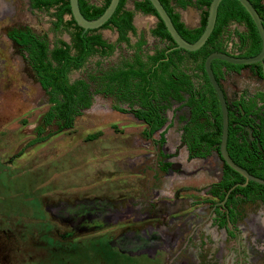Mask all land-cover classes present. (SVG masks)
I'll list each match as a JSON object with an SVG mask.
<instances>
[{"label":"flooded vegetation","instance_id":"flooded-vegetation-1","mask_svg":"<svg viewBox=\"0 0 264 264\" xmlns=\"http://www.w3.org/2000/svg\"><path fill=\"white\" fill-rule=\"evenodd\" d=\"M104 1L105 0H102L101 4H96L87 0L88 4L97 7L103 6ZM136 1L139 0H125L123 4V9L125 11L132 12L130 25L133 31H126L124 35L127 39L126 43L123 41L117 43L118 34L114 28L95 29L96 31L94 33L98 34L106 45L111 46L112 51L108 55L93 54L89 56L86 61L93 56L99 58L109 57L114 53L115 49L121 45L128 50L126 55L116 66L102 73L105 77H110L116 73L121 74L129 72L131 74H137L136 69H138L140 65L137 60L142 62L144 60L143 55H151L154 50L164 49L167 46L170 47L167 52L182 50L175 48L173 41L172 43L163 42L151 35V31L156 28L159 19L157 15L142 14L138 11H134L133 4ZM167 1L171 13L178 16V22L187 30H195L200 26V20L204 12L206 19L209 5L207 8H198L196 6L198 0H182L186 5L181 8L176 0ZM127 2L131 4V8L125 7ZM261 2L264 4L262 0ZM27 5L29 10L38 11L30 8L28 0ZM48 11H52L53 14L54 8ZM190 12L193 14L190 15V18H187L185 15H188ZM135 14L151 19L149 25H147L145 29L137 30L135 28L133 23ZM194 15L197 21L191 20ZM65 17L68 18L65 19ZM69 18L71 17L64 15L62 20L67 21ZM52 19L51 30L53 31L52 24L55 19L53 17ZM24 28L45 41L49 50L52 49L54 43L52 42L49 44L43 34L35 33L29 27ZM102 30H108L114 33L115 40L113 42L106 41L100 34ZM60 31L66 33L68 41L60 40L70 45V33H74L75 31L68 29V32L66 30L64 31L63 28H61ZM84 32L82 31V33ZM246 33V25L230 21L226 25L225 31L221 36V40L224 44V53L235 58H245L241 57V55L249 48L250 41L247 39L243 48L239 50L241 45L239 35H244ZM148 39L155 44L152 47V51L146 53L143 47L147 44ZM7 40L9 39L7 38ZM107 48L103 50L107 51ZM70 53H74L72 48L70 49ZM181 55H183L181 60L182 64L178 63V60L175 59L174 63L168 65V67L173 68L179 64L180 67L188 68V73H190V69H192L194 62L190 58L185 57L184 53ZM133 64L136 66L134 67ZM27 66L32 72L30 66L28 64ZM234 66H239V69L228 70L222 67L219 73L216 72L215 76L211 70L224 96L227 114L228 106L235 117V119L231 121L230 130L235 137L236 143L233 146L234 148L232 149L231 155L227 150L226 153L232 163L246 174L264 181L261 178V176L264 177V103L257 101L256 105L253 104L256 101L253 99V96L257 93L264 94V90L249 93L242 89L244 88L243 85H238L235 89L240 90L234 92L231 90L232 86L230 85V92L233 93L229 99L222 85V81L228 76L242 77L244 75V70L247 72V80L257 79L264 84V58L262 59V64L255 63L252 65ZM94 80V78L92 80L90 79V81L84 80L88 84L89 93V84H95ZM193 82L196 85L198 80L193 79ZM101 94L103 96L107 95ZM90 95L92 101L93 95L91 93ZM185 97L186 95H184V98ZM121 99L125 101L124 106H116L114 110L120 114H130L131 117L135 119L132 112L138 109V106L127 102L123 96ZM172 103H176L175 106L172 105ZM233 104L237 106V109L233 108ZM91 105L86 109H89ZM249 106L253 108L252 110L250 109V112H248ZM242 107H244L245 110L241 111L240 109H242ZM174 108H179V110L186 108V119H183L185 116L180 113L175 116L176 121L174 120L172 122L173 113L178 112L174 111ZM238 110L240 112L239 114H237ZM167 113H169L168 120L165 118ZM161 116L164 119V123L158 130L153 132L150 131V126L144 124L143 121L135 120L144 127L139 134V138L151 146V154L146 156V158H151L150 168L152 174L150 180L156 181L162 179L164 184V180L168 181L169 179V183L167 184L168 187L166 188V186H163L155 192L153 191L155 197L151 198L148 205H143L140 202L132 204L131 202H127L125 198H119L113 202L106 198H75L72 200L71 204H64L57 201V205L53 206V212L49 213L50 218L56 220L58 226L62 230L61 233H58V231L55 232L57 243L59 242L60 244L65 239L66 242L63 243L68 244L73 242L74 239L79 237L84 238L85 236H89V242H91L94 239V234L96 232H101L104 237L102 244L105 246L107 245L111 251L114 250L136 255L143 254L150 259V264H264V199L261 198V193L258 194L249 191V187L257 183L249 180L246 181L242 175L222 162L218 155L219 144L217 150H211L205 157L188 159L186 148L181 144L179 139L181 134L180 129L177 135V142H175L171 148L168 147L169 145L165 138L168 130L176 124L182 128L188 123L189 108L184 105L183 101H170L168 105H164ZM160 134L163 136V142L161 144L159 143ZM181 150L185 153L184 162L186 165H180L179 161H175V158H178ZM212 154L215 156L214 159L211 160L209 165H206L207 158H210ZM193 161L202 163V167L198 168V171L203 172L204 175L208 176L207 178L212 180L209 184H200L197 186L196 184L190 183V177L196 174L193 172L195 167L190 165ZM223 165H226L237 175L236 179L235 176H231L230 180L232 182H230L227 188H223L222 185L219 184L224 173ZM171 176L172 178L177 176V178L182 179V182H177L178 184L173 186L170 182L172 180L170 179ZM147 186L148 184H146V187ZM163 188H166V190H163ZM237 189L245 190L239 193L236 191ZM150 192L153 194L152 190ZM197 194H201L203 198L197 199L195 197ZM128 203L130 204L128 205ZM106 231L111 232L105 233ZM6 234L7 232L0 231V245L5 247V251L2 253L3 255L0 254V264H31L25 263V258L27 257L19 252L20 249L18 247L14 248V250L7 247L11 244L12 246L15 245L16 242L11 234L9 236ZM10 238H12L13 241H10ZM32 243L35 249L29 250L31 252H36L40 249V251L36 253H30L29 251L28 259H30V255L34 254L33 258L37 257L40 260L46 252L50 255L56 254L58 257L60 254H63L59 248L56 250L57 252H54L55 250L52 251L44 246L36 245L34 242ZM58 257H56L58 261L61 260Z\"/></svg>","mask_w":264,"mask_h":264},{"label":"rangeland","instance_id":"rangeland-1","mask_svg":"<svg viewBox=\"0 0 264 264\" xmlns=\"http://www.w3.org/2000/svg\"><path fill=\"white\" fill-rule=\"evenodd\" d=\"M90 1L96 4L102 2ZM125 7L131 8V4L127 2ZM51 14L52 11L29 10L27 0H0V231L14 237L15 245L7 247L12 250L18 247L19 252L27 257L25 263L150 264L146 255L111 251L102 244L104 237L101 232H96L91 242L89 236L79 237L68 244L63 243L65 239L60 244L55 239V232L61 233L62 230L49 213L53 212L57 201L71 204L75 198H106L111 202L125 198L132 204L140 202L148 205L156 190L168 187L169 179L164 180V184L162 179L150 180L151 158L146 156L151 154V146L139 138L144 127L130 114L116 112L114 107L124 106L125 101L112 94L103 96L98 81L89 84L93 95L91 107L82 110L73 119L70 129L49 136L56 128L52 124L44 125L42 121L48 108L47 96L29 70L22 52L7 40L6 34L13 29L29 27L33 32L43 34L49 44L56 39L68 41L65 32L51 30ZM191 20L197 21L195 15ZM149 22L148 17L134 15L133 23L137 30L145 29ZM100 34L106 41L115 40V34L108 30H102ZM154 44L148 39L144 52H151ZM127 52L121 45L109 57L93 56L81 69L69 72L68 80L90 81V78L116 66ZM243 74L239 78L228 76L222 81L229 99L233 93L230 92V85L234 92L240 90L235 89L238 85H243L242 89L249 93L264 90L262 82L247 80L246 70ZM174 111L172 122L180 113L186 119V108H174ZM165 118L168 120L169 113ZM180 129L176 124L166 133L169 148L177 142ZM46 136L49 137L37 142ZM35 140L37 143H34ZM184 155L181 150L175 161L186 165ZM214 157L212 154L207 158L206 165ZM201 164L199 161L190 163L195 167L193 172L196 174L189 180L197 186L212 181L198 171ZM172 176L170 182L173 186L182 182V179ZM201 194L195 197L203 198ZM32 242L54 252L59 248L63 254L58 257L46 252L40 260L33 258L32 254L28 259L29 251L35 249ZM0 246L2 254L5 247Z\"/></svg>","mask_w":264,"mask_h":264},{"label":"trees","instance_id":"trees-1","mask_svg":"<svg viewBox=\"0 0 264 264\" xmlns=\"http://www.w3.org/2000/svg\"><path fill=\"white\" fill-rule=\"evenodd\" d=\"M28 1L30 8L34 10L48 11L54 8V12L51 14L55 19L52 24L53 32H58L61 28L64 31H68V29L75 31L70 33V45L65 44L60 39H56L50 50L47 48L45 41L25 28L13 29L6 34L7 38L20 49L40 88L47 95L48 108L42 117V121L44 125L52 124L56 128L54 133L49 135L52 136L63 130L70 129L73 119L80 115L82 109L88 108L92 102L88 84L84 80L69 82L67 78L69 72L81 68L86 59L93 54H110L112 47L106 45L100 36L94 33L96 30H87L82 33V30L75 25L71 18L67 21L62 20L64 15L70 16L68 0ZM159 1L180 37L188 43L194 42L204 27L205 12L200 20V26L195 30H187L178 22V16L171 13V9L168 8V1ZM176 1L181 8L185 7L186 4L182 0ZM210 1L198 0L196 6L198 8H207ZM108 2L109 0H105L103 6L97 7L88 4L87 0H77L79 11L87 20L97 18L108 5ZM124 2L125 0L118 1L111 17L100 27V29L114 28L118 34L117 43L120 41L126 43L127 39L124 37L126 31H133L130 25L132 12L123 9ZM248 2L262 20L264 29V4H262L261 0H248ZM133 8L134 11L142 14L156 16L155 11L147 0L134 2ZM230 21L243 23L247 28L246 34L239 35L241 44L239 50L243 48L247 39L250 41V46L246 52L242 53L241 57L255 56L259 52L260 41L249 16L237 1L222 0L217 8L213 29L200 49L192 53L183 50L167 52L170 49L167 46L164 49L154 50L151 55L144 54L142 62L137 60L140 64L138 69H136L137 74L129 72L116 73L110 77H105L101 73L98 77H94L95 81H98L97 85L100 86L99 91L103 94L115 95L120 100H122L123 96L127 102L136 104L138 109L132 112L133 117L150 126L151 132L158 130L164 123V119L161 116L164 105H168L170 101H183L184 105L189 108V119L187 125L181 128L180 142L186 148L188 159L205 157L211 150H217L218 148L221 116L216 95L208 83L202 64L208 54L212 52L224 53V44L221 36ZM151 35L160 41L172 43L162 22L159 20L156 28L151 31ZM71 48L74 53H70ZM106 48L108 50L104 51L103 49ZM182 53L194 62L190 73H188V68L180 67L179 64L173 68L168 67V65L174 63L175 59L182 64ZM133 66L135 67L136 65L133 64ZM222 67L228 70L239 69V66L227 64L223 61L213 60L211 62V70L214 76L216 72H220L219 70ZM90 79L92 80L93 78ZM193 79L198 80L196 85ZM184 95H186L185 98ZM253 99L256 100L253 103L254 105L257 104V101L264 103V94L257 93L253 96ZM251 107H248V112L253 109ZM233 108L237 109V106L233 104ZM227 109L228 132L226 150L231 155L236 140L230 130V125L235 117L228 106ZM240 110H245V108L242 107ZM239 113L238 110L237 114ZM40 128L38 133L41 132ZM49 136L42 140L39 138L40 140H37V142H41ZM159 141L160 144L163 142L162 134L159 135ZM37 142L36 140L34 141V143ZM223 170L224 173L219 184L223 188H227L232 182L230 180L231 176H235L236 179L237 175L226 165H223ZM261 178L264 180L263 176ZM244 190L237 189L236 191L242 193ZM249 191L261 193V198L264 199L263 186L252 184L249 187Z\"/></svg>","mask_w":264,"mask_h":264},{"label":"water","instance_id":"water-1","mask_svg":"<svg viewBox=\"0 0 264 264\" xmlns=\"http://www.w3.org/2000/svg\"><path fill=\"white\" fill-rule=\"evenodd\" d=\"M153 10L155 11L158 19L163 23V26L168 33L169 37L172 39L173 43L175 44V48L182 49L186 52H194L200 49L207 38L209 37L214 21H215V15L217 11V7L219 3L222 0H211L209 3V6L207 8V14L205 19V25L203 28L202 33L200 36L195 40L193 43H187L185 42L176 32L174 27L172 26V23L164 11L162 5L160 4L159 0H147ZM239 3V5L244 9V11L247 13L249 18L251 19L252 23L255 26V29L257 31V34L260 39V51L257 55L250 57V58H235L232 56H229L225 53L220 52H213L210 53L203 61V71L206 75V78L212 87L217 101L219 105L220 110V116H221V132H220V142H219V148H218V155L220 156L222 162H224L229 168L232 170L238 172L240 175H242L246 181H252L254 183H257L259 185L264 186V181L251 177L248 174H246L243 170L238 168L235 164L232 163V161L229 159L227 153H226V138H227V110H226V103L224 96L222 94V91L218 87V84L216 83L213 74L210 69V64L213 60H219L223 61L225 63L231 64V65H252L255 63H261L262 59L264 58V30L261 25V19L258 17L256 11L251 6V4L248 2V0H235ZM118 0H109L108 5L105 7L103 12L95 19L93 20H87L85 19L79 12L77 0H68V6H69V12L70 17L82 31L87 30H95L100 28L113 14L116 6H117Z\"/></svg>","mask_w":264,"mask_h":264},{"label":"crops","instance_id":"crops-1","mask_svg":"<svg viewBox=\"0 0 264 264\" xmlns=\"http://www.w3.org/2000/svg\"><path fill=\"white\" fill-rule=\"evenodd\" d=\"M193 13L192 12H190V13H188V15H185L187 18H190V15H192ZM151 20V19H150Z\"/></svg>","mask_w":264,"mask_h":264}]
</instances>
